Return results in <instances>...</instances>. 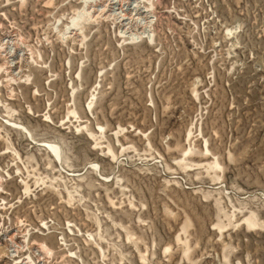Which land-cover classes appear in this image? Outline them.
<instances>
[{"label":"rangeland","instance_id":"rangeland-1","mask_svg":"<svg viewBox=\"0 0 264 264\" xmlns=\"http://www.w3.org/2000/svg\"><path fill=\"white\" fill-rule=\"evenodd\" d=\"M0 264H264V0H0Z\"/></svg>","mask_w":264,"mask_h":264},{"label":"bare ground","instance_id":"bare-ground-1","mask_svg":"<svg viewBox=\"0 0 264 264\" xmlns=\"http://www.w3.org/2000/svg\"><path fill=\"white\" fill-rule=\"evenodd\" d=\"M89 0H85V4L88 2ZM84 3V2H83ZM85 5L83 4V6L75 13L74 16L71 17V20H69L70 22H68V25H66V28L67 29H81V27H77L78 25H80V23L78 22V20L82 19L83 16L86 15V10H85ZM90 14V13H89ZM87 16V15H86ZM85 18V17H84ZM87 18V17H86ZM85 18V19H86ZM91 18V17H90ZM89 19V17H88ZM80 22L82 23V20H80ZM77 29V30H78ZM66 31V29H65ZM67 32V31H66ZM65 32V33H66ZM91 103V102H90ZM90 103L88 104V106H90ZM86 110H89V109H86ZM44 145V144H43ZM45 148H48V150L50 152H52L55 157H59L60 156V153H59V147L53 143H50V142H46V145H45ZM207 150V149H206ZM196 165V164H195ZM220 178V177H219ZM245 221L247 223H249V218H245Z\"/></svg>","mask_w":264,"mask_h":264}]
</instances>
